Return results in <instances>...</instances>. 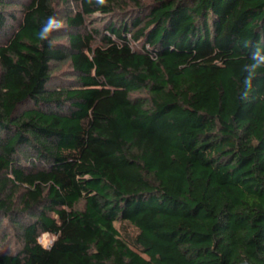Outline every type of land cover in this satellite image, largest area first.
<instances>
[{
  "label": "trees",
  "instance_id": "1",
  "mask_svg": "<svg viewBox=\"0 0 264 264\" xmlns=\"http://www.w3.org/2000/svg\"><path fill=\"white\" fill-rule=\"evenodd\" d=\"M62 2L0 0V264H264V0Z\"/></svg>",
  "mask_w": 264,
  "mask_h": 264
},
{
  "label": "rangeland",
  "instance_id": "2",
  "mask_svg": "<svg viewBox=\"0 0 264 264\" xmlns=\"http://www.w3.org/2000/svg\"><path fill=\"white\" fill-rule=\"evenodd\" d=\"M14 5H11L7 9L14 10V12H17L20 10V4L27 2L28 0H13ZM53 6L56 9V19L63 20L64 26L62 28H59L61 32L58 33L59 39H57V42L61 44H66V34L69 33V31L72 29H67L65 18L66 16H73L74 13L77 10V5H75L73 2H62V0H52ZM149 0H142V2L146 3ZM118 12L116 11L113 15L110 16H103L100 14H94L90 17H87L85 20L84 28L81 30H78L80 34L89 33L91 30L99 29L104 27L109 21H115L118 16ZM98 40H95L93 42V45H96ZM68 53V51H66ZM69 54V53H68ZM52 75L57 77L58 80H71L74 78V72L71 67V63L69 58H66L64 60H60L59 62H56L51 67ZM6 223V221H3ZM17 236L14 233V229L12 227H8L6 231H4V238L0 237V254H11L14 255L19 247V242L16 238ZM53 238L51 235L44 233L39 237V243L42 245V248L44 250H47L48 247L51 245ZM3 264H21L18 260L14 259H3ZM24 264H30V263H24Z\"/></svg>",
  "mask_w": 264,
  "mask_h": 264
},
{
  "label": "clouds",
  "instance_id": "3",
  "mask_svg": "<svg viewBox=\"0 0 264 264\" xmlns=\"http://www.w3.org/2000/svg\"><path fill=\"white\" fill-rule=\"evenodd\" d=\"M95 2L96 4L103 6L107 3V0H95ZM89 3H92V0H89ZM63 26V20H58L54 16H49L46 18L45 22L43 23L41 29L38 32V38L41 41H44L53 31L62 28ZM253 58L257 59L260 63H264V57H260L258 53H254Z\"/></svg>",
  "mask_w": 264,
  "mask_h": 264
}]
</instances>
